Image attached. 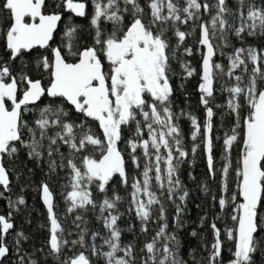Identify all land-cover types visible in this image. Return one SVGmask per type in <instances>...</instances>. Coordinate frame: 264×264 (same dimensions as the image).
<instances>
[{
  "label": "snow or ice",
  "instance_id": "1",
  "mask_svg": "<svg viewBox=\"0 0 264 264\" xmlns=\"http://www.w3.org/2000/svg\"><path fill=\"white\" fill-rule=\"evenodd\" d=\"M234 5L229 0L0 2V14L7 13L0 23V200L9 208L0 214V264H40L35 252L44 254V264L49 257L54 264H225L226 250V264H256L255 256L264 254V0H234ZM197 31L194 51L187 41ZM197 53L199 72L188 59ZM177 75L181 89L199 76L203 125L191 112L174 111ZM217 91L227 96L215 107L226 108L232 119L219 167L214 139L220 137L213 136L216 113L210 106ZM182 118L190 121V150ZM201 147L209 177L220 176V195L212 196L219 212L209 225L210 244L197 230L190 232L208 255L198 259L190 249L186 260L179 232L189 191L181 166ZM22 150L37 165L46 163L49 177L64 171L66 179L63 215L49 183L39 185L48 220L41 227L48 238L46 250L33 253L23 249L28 236L14 231L13 214L27 201L23 195L12 198L5 166L6 158L14 162ZM199 187L210 191L207 184ZM120 188L138 232L131 221L125 227L119 223L125 215ZM89 212L103 233L90 230ZM207 219L201 216L199 227ZM150 225L155 234L138 249L136 241ZM125 232L133 239L125 242Z\"/></svg>",
  "mask_w": 264,
  "mask_h": 264
},
{
  "label": "trees",
  "instance_id": "2",
  "mask_svg": "<svg viewBox=\"0 0 264 264\" xmlns=\"http://www.w3.org/2000/svg\"><path fill=\"white\" fill-rule=\"evenodd\" d=\"M2 2V0H0ZM143 2V0H142ZM230 6L234 7V0H229ZM7 17V13L4 12L0 14V23L4 22ZM207 19V17H205ZM79 24L87 25V20H77ZM198 38V31L192 37H190L187 41L189 45H191L195 51L196 48V40ZM85 39H88L86 36ZM233 43L238 45V42L235 38H232ZM249 43L259 44L260 42L249 40ZM191 60L192 66L200 70V55L199 53L193 55L188 58ZM221 59V58H217ZM225 65H227V60L223 61ZM174 68L177 73L180 72L178 64L174 63ZM199 82V76H194L193 78L184 81V87L181 89L179 85L182 81L177 75L173 80V85L176 88L174 94V104L173 109L176 112H179L180 109H184L188 112H191L195 115L201 125H203L205 119V110L200 104V93L197 91V86ZM219 88V85H217ZM227 93H221L217 91L215 94V100L210 105L213 107L216 115L213 118V136L220 137L219 140L214 139V156L217 161V167H219L221 163V152H222V141L224 134L228 132L232 119L227 113L226 108H216V104L224 105L226 102ZM180 126L182 132L184 134L185 148H191L192 141L190 140L191 133V125L190 121L186 118H182L180 120ZM237 157V149L233 150V161H235ZM5 166L9 168V175L12 181V198L15 199L17 196L23 195L27 201L26 206H22L23 210L21 212H17L13 214V223L15 225L14 231H23L27 236L28 240L23 243V249L29 253H33L34 249L45 248L46 250V241L48 238L47 228H42L41 225L47 226V212L46 209L40 199L39 185L42 181H47L55 194L56 200V211L58 215H63L65 210L64 201L60 195L62 192L61 185L66 183L65 172L59 171L58 176L49 177L46 175L48 172L47 164L42 163L37 165L35 161H31L27 158L26 151H21L19 153V158L14 162L5 160ZM29 169L32 171L29 172ZM130 172L132 171L131 165H129ZM19 177V178H17ZM191 177H195L192 179ZM181 180L184 185L187 187L189 191V198L186 202V213L184 217L185 227L179 232V237L182 243V247L180 249V253L182 257L186 260H189V251L190 249H196L195 255L198 259L206 257L208 255L207 250H205L201 244L199 236L192 237L190 232L195 229L198 233L204 235L205 240L204 243L210 244L212 241V232L210 229V223L212 222L216 213L219 212L218 206H214L212 201V196L216 195L219 197L220 195V176L217 173L215 180L209 177L208 169L206 164V159L204 157L203 148L199 150L195 157L189 156L188 160L181 166ZM201 184H207L210 188L208 194L203 193L200 190ZM23 189V190H22ZM121 195L125 196V201L120 204V211L125 212V215L119 221L121 227H125L130 221L136 224L137 232L139 229V222L135 219L134 216H129L126 213L127 209V193L123 188L119 189ZM9 208L7 206L6 200H0V214H7ZM172 214L173 209L169 206V226L171 230L172 225ZM207 215L208 219L205 222L203 227H199L200 217ZM87 219L89 220V228L92 231L99 230L103 233L104 229L100 225V223L95 219L93 213L89 212L87 214ZM30 221V223H29ZM230 223V222H229ZM218 227L223 228V224L220 221H217ZM155 228V225H150V230L146 235H140L139 239L136 241L137 248L143 246V243L146 240H150L151 237L155 234L152 229ZM75 238V237H73ZM9 244L12 243L13 237L9 235L7 237ZM122 239L127 242L133 239V235L131 233L125 232L122 236ZM229 257V253L227 250L224 253L225 264ZM34 258L40 261V264H44V254L41 252H35ZM95 259V258H93ZM256 264H264V254H257L255 256ZM47 264H54V261L49 257ZM191 264V262H190Z\"/></svg>",
  "mask_w": 264,
  "mask_h": 264
},
{
  "label": "water",
  "instance_id": "3",
  "mask_svg": "<svg viewBox=\"0 0 264 264\" xmlns=\"http://www.w3.org/2000/svg\"><path fill=\"white\" fill-rule=\"evenodd\" d=\"M41 199V198H40ZM42 201V200H41Z\"/></svg>",
  "mask_w": 264,
  "mask_h": 264
}]
</instances>
